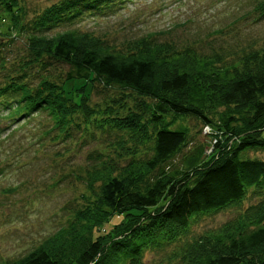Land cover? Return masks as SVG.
Returning a JSON list of instances; mask_svg holds the SVG:
<instances>
[{"label":"trees","instance_id":"obj_1","mask_svg":"<svg viewBox=\"0 0 264 264\" xmlns=\"http://www.w3.org/2000/svg\"><path fill=\"white\" fill-rule=\"evenodd\" d=\"M128 1L54 0L30 12L25 0H0V116L19 124L44 112L62 138L81 118L103 137L80 175L85 204L0 264H264V159L251 155L264 151V39L224 56L152 35L117 46L79 27ZM252 13L264 20V0ZM74 78L103 103L68 96ZM187 118L210 127L211 142L192 146Z\"/></svg>","mask_w":264,"mask_h":264},{"label":"rangeland","instance_id":"obj_2","mask_svg":"<svg viewBox=\"0 0 264 264\" xmlns=\"http://www.w3.org/2000/svg\"><path fill=\"white\" fill-rule=\"evenodd\" d=\"M25 1L32 12L54 0ZM254 2L130 0L113 13L85 19L79 27L117 46L152 35L180 47L192 46L203 53L225 56L264 39V20H255ZM91 86L85 78L65 83L68 96L76 101L83 93L92 97ZM82 87L84 92L78 90ZM99 90L106 89L99 86ZM102 97V91L94 92L93 102L103 103ZM183 121L190 128L192 146L211 142L210 127L193 118ZM76 122L62 138L44 112L19 124L0 116V263L21 258L41 245L85 204L83 196L89 192L80 175L88 152L99 148L103 137L96 139L99 133H95L92 139L82 119ZM251 155L264 159V151ZM232 215L229 210L204 217L194 229L201 232L217 227ZM158 257L149 253L147 262Z\"/></svg>","mask_w":264,"mask_h":264}]
</instances>
